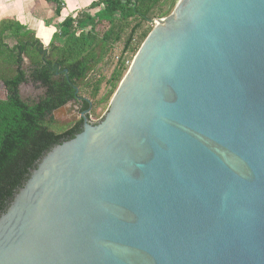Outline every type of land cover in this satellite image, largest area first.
Segmentation results:
<instances>
[{"label":"water","instance_id":"water-1","mask_svg":"<svg viewBox=\"0 0 264 264\" xmlns=\"http://www.w3.org/2000/svg\"><path fill=\"white\" fill-rule=\"evenodd\" d=\"M151 20L104 117L0 216V264H264V0Z\"/></svg>","mask_w":264,"mask_h":264},{"label":"trees","instance_id":"trees-1","mask_svg":"<svg viewBox=\"0 0 264 264\" xmlns=\"http://www.w3.org/2000/svg\"><path fill=\"white\" fill-rule=\"evenodd\" d=\"M178 1L96 0L89 7L97 8L95 12L67 16L47 45L20 22L0 21V85L7 91L0 98V216L38 162L83 130V118L62 121L55 110L78 97L86 108L109 103L124 77L129 51L139 50L152 30L144 29L145 24L167 16ZM55 2L60 14L63 6ZM164 4L170 8L161 10ZM121 42L123 47L116 52ZM109 62L114 67L101 93L102 68ZM24 83H33L42 92L25 98Z\"/></svg>","mask_w":264,"mask_h":264},{"label":"crops","instance_id":"crops-1","mask_svg":"<svg viewBox=\"0 0 264 264\" xmlns=\"http://www.w3.org/2000/svg\"><path fill=\"white\" fill-rule=\"evenodd\" d=\"M96 0H63L60 14L56 13L55 0H0V21L11 19L35 32L44 45L50 43L58 25L67 16H76L81 10L89 9Z\"/></svg>","mask_w":264,"mask_h":264},{"label":"rangeland","instance_id":"rangeland-1","mask_svg":"<svg viewBox=\"0 0 264 264\" xmlns=\"http://www.w3.org/2000/svg\"><path fill=\"white\" fill-rule=\"evenodd\" d=\"M168 8H170V5L169 4H164L161 7V10H165V9H168ZM174 8L171 10V12L174 10ZM158 18H161V17H155L153 19H158ZM155 25H156V22L151 20L150 22L145 24L144 29L145 28L153 29ZM139 41H141L140 37H138V42ZM140 44L141 43H139V45ZM122 47H123V42L118 44L116 52H120ZM137 52H138V50L129 51V54L127 55L128 62H126V68L124 70V73H125L124 76L126 75L127 71L129 70L130 65L132 64V62L134 60V57H135ZM113 67H114V62H109L108 64H106L102 68V75H103L104 79H103V85H102V88H101V93L105 92L106 89H107V79L109 78V76H110V74H111V72L113 70ZM21 91H22V94H23V96L25 98L34 99V98H37L39 96V94L42 92V89L40 87H38L37 85H34L33 83H24L21 86ZM6 93H7V91L5 89V86L3 84H1L0 85V98L5 97ZM109 104H110V102L107 103V104H101V105H96V103L93 104V108H92L91 112L88 114L89 118L91 120H93V121H100L104 117L105 113L107 112ZM67 107L68 108L63 109V112H61V111L55 112L54 115L56 116V118H58V119H60L62 121H65V120L68 119L69 116L76 115V113H77V105L68 104ZM74 119L76 120V118H74Z\"/></svg>","mask_w":264,"mask_h":264},{"label":"flooded vegetation","instance_id":"flooded-vegetation-1","mask_svg":"<svg viewBox=\"0 0 264 264\" xmlns=\"http://www.w3.org/2000/svg\"><path fill=\"white\" fill-rule=\"evenodd\" d=\"M75 100L78 101V103L81 105V107H80L79 111H77L76 115L69 116L68 119L65 120V121H69L70 122V121H73L74 118H76V120H80L81 118H83V120H82L83 122H82L81 126L84 127V113L87 111V113H85V114L88 115L91 112L92 108H93V104H90L89 107L86 108V106L84 105L85 100L83 98L78 97ZM88 117H89V115H88ZM91 121L94 122V123H97L98 122V121H93V120H91Z\"/></svg>","mask_w":264,"mask_h":264},{"label":"built area","instance_id":"built-area-1","mask_svg":"<svg viewBox=\"0 0 264 264\" xmlns=\"http://www.w3.org/2000/svg\"><path fill=\"white\" fill-rule=\"evenodd\" d=\"M58 2L60 3V5H61V6H63V5H64V2H63V0H58ZM126 62H128V60H126Z\"/></svg>","mask_w":264,"mask_h":264}]
</instances>
